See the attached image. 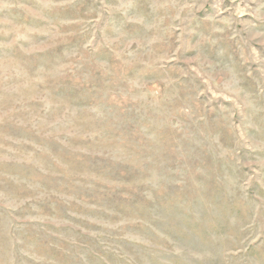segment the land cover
I'll return each mask as SVG.
<instances>
[{
    "label": "rangeland",
    "instance_id": "1",
    "mask_svg": "<svg viewBox=\"0 0 264 264\" xmlns=\"http://www.w3.org/2000/svg\"><path fill=\"white\" fill-rule=\"evenodd\" d=\"M0 264H264V0H0Z\"/></svg>",
    "mask_w": 264,
    "mask_h": 264
}]
</instances>
